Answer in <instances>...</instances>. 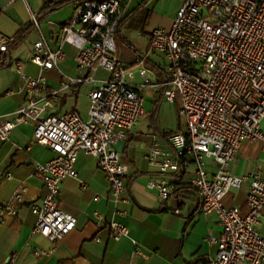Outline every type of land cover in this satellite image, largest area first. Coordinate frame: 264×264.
Returning <instances> with one entry per match:
<instances>
[{
    "label": "built area",
    "instance_id": "built-area-1",
    "mask_svg": "<svg viewBox=\"0 0 264 264\" xmlns=\"http://www.w3.org/2000/svg\"><path fill=\"white\" fill-rule=\"evenodd\" d=\"M180 1L171 27L154 28L148 38L151 49L169 63L164 82H155V75L143 67L137 69L139 61L125 62L117 56L115 37L126 0L80 5L75 16L61 26L57 49L48 44L38 14L32 12L30 24L38 38L30 61L42 71L58 70L67 59L65 47L69 45L76 50L77 76L62 75L61 85L52 87L43 75H26L17 61L14 67L22 74L27 100L11 118L0 120V141H8L19 125L33 124V143L56 154L36 167L45 194L32 208L37 222L33 233L55 244L77 226V218L60 209L58 196L65 179H78L81 155L98 160L115 200L126 190L129 168L115 146L127 139L146 113L144 98L131 82L138 72L144 78L142 86L161 88L168 104L180 99V114L186 121V133L173 134L167 144L157 137L147 144L145 161L158 169V175L148 181V189L168 201L178 185L175 175L193 159L197 170L192 184L201 195L200 212L216 214L223 227L219 237L208 238L211 244H218V253L209 264H264V237L258 231L264 209V177L260 171L239 177L227 170L243 143L264 144V0ZM15 40L16 36L0 32V62ZM101 71L108 77H98ZM82 85L93 87L87 120L76 110L50 112L63 93L78 92ZM208 158L218 166L215 174L208 171ZM246 181L250 182L247 212L227 208V193L239 190ZM25 192L20 187L2 210L16 215ZM94 216L104 220L98 212ZM111 229L114 241L127 234V228L118 222H112ZM134 244L136 254L142 255ZM28 248L37 255L42 253L30 245ZM12 261L16 255L9 258Z\"/></svg>",
    "mask_w": 264,
    "mask_h": 264
},
{
    "label": "crops",
    "instance_id": "crops-1",
    "mask_svg": "<svg viewBox=\"0 0 264 264\" xmlns=\"http://www.w3.org/2000/svg\"><path fill=\"white\" fill-rule=\"evenodd\" d=\"M46 1L0 0V32L9 37L17 36L31 26L32 12L42 13ZM52 1L60 3L65 0ZM178 1L181 5V1ZM80 2L71 1L40 20L43 34L52 49L58 48L61 26L75 16ZM180 5L173 15H160V4L149 0L127 18L121 29V38L129 48L123 52L121 59L125 62L139 61L137 69L143 67L151 71L155 75V82L167 80L169 63L162 54L151 49L148 38L154 28L171 27ZM127 8L123 18L135 9ZM147 11L149 18L145 22L143 17ZM132 28L140 31L142 46L127 42L128 36L123 30L130 33ZM37 38V31L32 26L23 41L13 47L11 66L0 69V120L11 118L12 113L27 100L22 74L14 67L17 61L22 63V71L26 75L35 78L43 75L52 87L61 85L62 75L77 76L76 50L69 45L65 47L67 59L58 70L42 71L34 65L29 57ZM98 77L106 78L108 74L101 71ZM131 82L144 98L146 113L127 139L115 146L122 162L129 168L126 190L115 200L110 195L109 181L100 169L98 160L81 155L77 162L78 179H65L58 196L60 209L74 215L77 226L55 244L33 233L37 222L32 208L45 194L44 182L36 167L52 160L56 154L49 148L33 143V124L19 125L8 141H0V264H209L210 259L216 256L218 244H211L208 238L211 235L219 237L223 227L216 214L200 212L201 195L192 184L197 170L194 160L190 158L180 173L175 175L178 185L168 201L160 200L157 192L147 187L148 181L158 175L157 167L145 161L147 144L154 137L167 144L172 133H186V121L182 127L172 113L171 106L178 102L168 104L159 87L142 86L144 78L138 72ZM92 89L90 85H82L78 92L63 93L50 112L63 114L76 110L87 120ZM85 98L89 104L88 108L83 109L81 102ZM179 107L182 108L181 103ZM180 108L177 110L178 117L182 116ZM207 162L208 171L215 174L218 166L212 158H208ZM227 170L239 177L260 171L264 177L263 142L243 143L237 159ZM249 186L250 182L246 181L239 190L228 192L224 199L225 206L239 207L246 213ZM20 187L26 189L24 201L17 204V213L13 216L3 211L2 206L12 201ZM176 209H180V212L177 213ZM95 212L100 213L104 220H98ZM262 214L258 231L264 237V209ZM112 222L127 228V234L119 241L112 238ZM135 242L142 255L136 254ZM28 245L42 253L35 254ZM13 255H16V261L9 262Z\"/></svg>",
    "mask_w": 264,
    "mask_h": 264
},
{
    "label": "rangeland",
    "instance_id": "rangeland-1",
    "mask_svg": "<svg viewBox=\"0 0 264 264\" xmlns=\"http://www.w3.org/2000/svg\"><path fill=\"white\" fill-rule=\"evenodd\" d=\"M152 1H154V3L158 2L160 4V10H158V12H160V15H168V16L173 15L174 10L177 9V7L180 5L178 0H152ZM142 2L143 0H129L127 3V6H128L127 10L137 8ZM123 33L126 36H128V40H127L128 43L131 42L133 44H138L141 46L143 45L140 31L137 30L136 28H132L130 33H128L127 30L124 29ZM115 40L117 44V56L121 58L123 55V52L127 51L129 48H128V45L119 36V34L116 35ZM177 102L178 103L176 105H172V106L170 105V106L172 108V113L176 116L177 120L181 123L183 127L185 125V118L183 116L178 117V112H177L178 108H180L179 105L181 103L179 98L177 99ZM88 104H89V101L86 98L82 100L81 102L83 109L88 108ZM262 127L264 129V121L262 123Z\"/></svg>",
    "mask_w": 264,
    "mask_h": 264
},
{
    "label": "trees",
    "instance_id": "trees-1",
    "mask_svg": "<svg viewBox=\"0 0 264 264\" xmlns=\"http://www.w3.org/2000/svg\"><path fill=\"white\" fill-rule=\"evenodd\" d=\"M71 1H76V0H65L62 1L60 3H55L52 0H47L46 6L43 9L41 14H38V18L39 20H41L44 16H47L48 14H50L51 12L60 9L61 7L71 3ZM82 2H80V5L84 4L85 2H88L89 0H81ZM129 0H126V2L128 3ZM148 2V0H143V2L137 7L135 8L133 11H131L126 17H124L119 26L117 27V32L116 35L119 34V36L121 37V29L123 28L127 18L136 10L141 9L146 3ZM149 18V11L146 12V16L143 17V20L146 22V20ZM32 25L23 29L17 36H16V40L11 44L9 51L7 52L5 59L0 62V69H6L9 68L11 66V54L13 51V47L18 44L21 43L23 41V39L27 36V34L29 33V31L31 30ZM124 41V39H123ZM162 95H163V91H162ZM156 109H154L155 111ZM175 133H172L171 135H173Z\"/></svg>",
    "mask_w": 264,
    "mask_h": 264
}]
</instances>
